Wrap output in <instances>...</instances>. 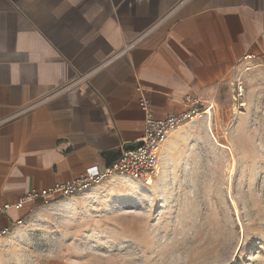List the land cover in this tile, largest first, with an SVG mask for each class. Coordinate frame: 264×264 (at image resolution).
<instances>
[{"label": "crops", "instance_id": "1", "mask_svg": "<svg viewBox=\"0 0 264 264\" xmlns=\"http://www.w3.org/2000/svg\"><path fill=\"white\" fill-rule=\"evenodd\" d=\"M263 53L264 0H0V204L115 161L143 134L142 96L156 119L219 102ZM196 118L159 143L158 170Z\"/></svg>", "mask_w": 264, "mask_h": 264}, {"label": "rangeland", "instance_id": "2", "mask_svg": "<svg viewBox=\"0 0 264 264\" xmlns=\"http://www.w3.org/2000/svg\"><path fill=\"white\" fill-rule=\"evenodd\" d=\"M236 76L200 110L176 168L32 205L0 239V264H264V53Z\"/></svg>", "mask_w": 264, "mask_h": 264}, {"label": "built area", "instance_id": "3", "mask_svg": "<svg viewBox=\"0 0 264 264\" xmlns=\"http://www.w3.org/2000/svg\"><path fill=\"white\" fill-rule=\"evenodd\" d=\"M254 58V55L246 54L244 59ZM237 94H242V82H234ZM185 107L179 111L168 112L162 119H156L152 115L150 102L145 97L139 99V106L143 112L144 128L143 134L133 143L132 148L125 145L120 146L118 158L108 166L98 168L96 165L90 166L83 174L65 180L48 188H31L28 192L20 196L13 202H3L0 204V215L7 214L10 208L22 209L26 204L36 203L47 204L58 197H69L79 191L85 190L95 184L100 183L107 176L112 174H126L136 179L148 182L157 175L159 166L158 145L170 132V130L180 124L191 120L199 114L200 110L207 112L213 104L207 102L204 109H200L205 104L198 99L185 97ZM22 218L16 220L14 224H22ZM10 232V226L0 227V239Z\"/></svg>", "mask_w": 264, "mask_h": 264}, {"label": "water", "instance_id": "4", "mask_svg": "<svg viewBox=\"0 0 264 264\" xmlns=\"http://www.w3.org/2000/svg\"><path fill=\"white\" fill-rule=\"evenodd\" d=\"M133 146H134V144H131V145L128 146V148H132Z\"/></svg>", "mask_w": 264, "mask_h": 264}]
</instances>
